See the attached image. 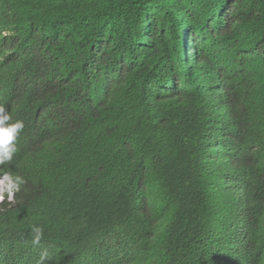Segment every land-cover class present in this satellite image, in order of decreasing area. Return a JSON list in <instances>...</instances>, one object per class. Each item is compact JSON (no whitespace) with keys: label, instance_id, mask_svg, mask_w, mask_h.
I'll return each instance as SVG.
<instances>
[{"label":"trees","instance_id":"16d2710c","mask_svg":"<svg viewBox=\"0 0 264 264\" xmlns=\"http://www.w3.org/2000/svg\"><path fill=\"white\" fill-rule=\"evenodd\" d=\"M24 4L4 103L25 127L0 169L25 183L0 203V264H256L264 0Z\"/></svg>","mask_w":264,"mask_h":264},{"label":"clouds","instance_id":"9594fccd","mask_svg":"<svg viewBox=\"0 0 264 264\" xmlns=\"http://www.w3.org/2000/svg\"><path fill=\"white\" fill-rule=\"evenodd\" d=\"M24 11V0H0V84H2V89L0 87V165H5L12 160L15 152L17 151L18 137L23 132L25 127L22 120L10 122L11 116L7 112L8 110L4 103L6 102L5 97L7 96L6 84L13 79L10 71L14 69L12 63H15L10 58V56L14 54V47H9V40L7 37L10 35V32L17 27V24L21 22V19L24 16ZM185 28V42L188 45V27ZM191 53L196 54L195 47L192 48ZM191 53L187 50L188 55ZM1 90L3 91V94ZM236 138L237 142L235 146H237L236 149H238V151L235 152L234 150L233 157H236L237 159L239 157L244 159L245 164L248 166L249 173L260 180V183H263L262 173L257 167L258 148L253 146L246 137L240 134L236 135ZM215 143L222 148H229L228 144H231L230 137L227 134L218 135ZM255 152L257 155H255ZM238 182L241 183L240 181ZM24 183L25 180L22 176L13 175L9 171L4 172L0 169V201L2 202L5 199H8L9 201L14 200L15 192L19 191L20 186ZM236 190V187L232 184V192H236ZM239 195L243 199L242 201L244 202V206L237 209L236 214L239 216V220H241L242 218H247L252 204L248 205L249 202L246 201V195ZM42 235L43 230L40 227H33V244L38 245ZM241 237L243 236L241 235ZM251 253L252 254L249 255L254 259V261H257L256 264H264V256L261 257L254 251H251ZM46 257L47 252L41 253V260Z\"/></svg>","mask_w":264,"mask_h":264},{"label":"bare ground","instance_id":"6f19581e","mask_svg":"<svg viewBox=\"0 0 264 264\" xmlns=\"http://www.w3.org/2000/svg\"><path fill=\"white\" fill-rule=\"evenodd\" d=\"M226 96V95H225ZM232 105V104H231Z\"/></svg>","mask_w":264,"mask_h":264},{"label":"rangeland","instance_id":"374dc122","mask_svg":"<svg viewBox=\"0 0 264 264\" xmlns=\"http://www.w3.org/2000/svg\"><path fill=\"white\" fill-rule=\"evenodd\" d=\"M1 202V201H0Z\"/></svg>","mask_w":264,"mask_h":264}]
</instances>
